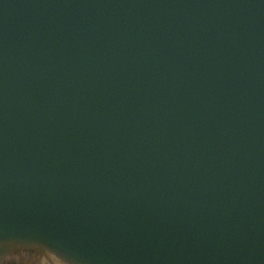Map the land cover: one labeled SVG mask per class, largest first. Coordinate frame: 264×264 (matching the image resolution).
I'll return each mask as SVG.
<instances>
[{"label":"water","instance_id":"water-1","mask_svg":"<svg viewBox=\"0 0 264 264\" xmlns=\"http://www.w3.org/2000/svg\"><path fill=\"white\" fill-rule=\"evenodd\" d=\"M0 264H264V0H0Z\"/></svg>","mask_w":264,"mask_h":264}]
</instances>
